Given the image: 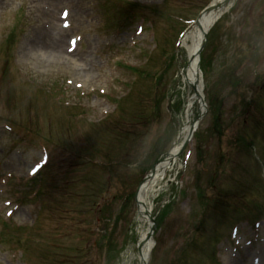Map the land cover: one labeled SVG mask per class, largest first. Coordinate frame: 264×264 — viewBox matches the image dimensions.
Segmentation results:
<instances>
[{
    "label": "rangeland",
    "instance_id": "rangeland-1",
    "mask_svg": "<svg viewBox=\"0 0 264 264\" xmlns=\"http://www.w3.org/2000/svg\"><path fill=\"white\" fill-rule=\"evenodd\" d=\"M140 2H151L152 0H137ZM205 0H201V2H204ZM250 1H252L257 7H259L258 1L259 0H240L239 7L250 9L252 5H250ZM64 3H70L73 6V12L76 10V13H72L71 21H72V29L70 32L66 34L67 40L69 35L73 34H81L83 36V42L80 45V48L78 50V53L76 54L78 56L77 62L80 63L82 66V72L84 74H87L90 77V82L88 84V87H101L105 88L108 92L112 93H119L121 91V94L124 95L127 92V87L120 86V81H125L126 76L132 75L131 73H128L120 68L113 67L110 64L111 57L115 55L120 54H126V59L132 61V59L137 60V56L132 54H127V51L118 50L123 47L118 48L117 50H114L112 53H106L105 48V42L107 40H112L108 36L109 29L106 25H104L102 22L107 18V13L103 8H100L97 6L96 3L102 4L100 0H59V5H64ZM33 0H0V41L5 39V37L10 33L15 31L20 33V46L21 48L25 46L27 40L32 35L33 32L40 30L41 31V18L37 19V14L34 12L33 9ZM238 7V8H239ZM241 9V10H242ZM246 10H244V14L246 16ZM33 11V12H32ZM236 18L233 20V25L230 28V33L234 32L236 33V27L239 25V22L235 21ZM99 21V22H98ZM23 23V25H21ZM86 32V34H85ZM215 32L217 35H220L222 33V29L220 27H217L215 29ZM84 33V34H83ZM261 38H264L261 37ZM126 42V35L122 37L121 39L117 40V43L124 44ZM64 48L66 45V40L64 39ZM151 41L147 40L145 43V49L148 50L150 47ZM188 44H190V41H188ZM214 44V37H211L209 45ZM63 48V50H64ZM257 48V46H256ZM257 51H264V46L262 50L257 48ZM178 56L181 59V63H184L187 58V51L185 48H181L178 50ZM27 55H17L16 62L19 66L25 69H29L27 72L32 73L33 75L39 76V74H44L47 76L54 75L58 76L59 78H62V75L66 73L68 68L66 66H63L61 61L55 62L51 56L50 53L48 55H45L41 57L38 54H30L29 57H26ZM264 58V53L262 55ZM138 61V60H137ZM60 63V64H59ZM264 67V60L263 63H260V68ZM98 78V80L95 82L94 80ZM70 79H75L73 76H70ZM93 79V80H92ZM75 81H81L82 79L77 78ZM75 83V82H74ZM208 90L210 91L211 97L207 94V101L209 105V117H214L219 112V96L216 94V86L215 82L212 79L208 80L207 83ZM254 93L256 91L254 90ZM94 105H97L98 111L101 108H108V105L103 100H97L92 101ZM92 111V109H91ZM92 112L94 115H98L99 113ZM217 118V117H216ZM215 118V119H216ZM166 116L163 114L160 121L158 122V125L156 127H152L153 133L155 132L158 134L164 127L166 123ZM175 120L177 121V124L179 127L183 124L184 119L180 117V114H177L175 116ZM207 127L203 124L202 129L205 133ZM236 135V129L235 127L230 128V125L228 128H224L223 130V136H222V156L225 157L223 160L226 161V155L228 153L233 152L232 150V142ZM175 137L169 138V147L168 150L172 146V142L174 141ZM41 139H45L49 143H56L52 134L48 133L46 136H41ZM241 144L245 145H252V148L256 152V157L260 160L259 164L261 166V172L262 176L264 178V146L262 143H260V140L256 138L254 135H252V139L246 136H242V139L240 141ZM3 144H7L5 141ZM71 145H75L73 142L70 143ZM209 152H202L203 162L201 167H197L199 161L198 157L195 156V152L193 153L192 159L189 163V170L187 173V177L184 183V186H182L184 190V195L180 196L177 200V206L175 210L169 214L166 218L162 220V230L158 236V239L160 237L162 238L160 244H159V250H158V257L157 262L155 264H175L176 258L178 254L188 245V242L190 241V238L194 234V227L199 224V221L202 219V225L209 226L212 225L214 230L218 232L219 235H222L221 240L224 238L226 241H228V236L230 234V228L231 226L236 223V221H232L236 218H239L237 222H243L245 220L254 221L250 216H248L247 212L245 211L241 216L236 214L235 212L229 211L226 217H217V211L221 208L227 209L226 206L223 204L220 205L219 202H216L214 199L216 196L220 195V191H229L233 197H229L226 199L224 196H222L223 202L229 201V202H237L238 205L243 206L242 202L239 201V199L242 196H247L249 200V204L258 203L255 202L256 199H258L260 191L256 189L252 184L249 182H240L236 179L235 173L240 172V167H242V162L239 161V155H236V152L234 153V160L237 161V166H233L230 162L229 166L230 168L234 169V174L232 172H229L230 175L226 173L224 169H219L218 174L216 177V185L218 187V191L213 188L212 186H208V183H206L207 175L205 174L210 172L211 169L214 168L215 164L217 163L216 158L211 155V152L213 151L214 147H216V144L209 143ZM0 160L3 162V159L6 158L7 160L12 159V156L16 155V152H21V147H16L11 149L8 145H0ZM27 158L21 159L16 158L14 160V164L21 165L22 163L27 162ZM249 161L252 162L253 160L251 157H249ZM5 162V161H4ZM254 162V161H253ZM255 163V162H254ZM228 164V163H227ZM255 166L257 167L256 163ZM251 165L247 169V175L252 179H257V173H256V167ZM175 169L168 173L166 175V181L170 179L171 182H174V175L177 170H179V164H175ZM12 170L11 167L8 164H5L4 166V172ZM145 171V170H143ZM199 175V181L198 186L202 193L205 196H209L208 199H204L205 204L202 205V208L204 209V216H198L200 209V203H198V199L196 197V177L197 174ZM1 175V174H0ZM139 175L141 173L139 172ZM59 177L58 170H52L48 178H46L44 184L49 185L50 182L56 180ZM135 179V178H134ZM234 182H236L234 184ZM241 184L248 185L250 188L242 190L240 188ZM181 186V185H180ZM169 194L162 193L159 195V197L156 198V201L154 202L153 207H161L169 200ZM77 199L75 198L74 202H71V207L65 208L66 211H69L68 213L61 214L62 219L57 220L53 216H51L48 212L50 208H42L40 213L38 214V217L42 220L44 230L39 231L38 234H34L31 231L29 233H25L23 231H15L11 230L9 231L10 237L12 240H15L17 238H33V239H44V238H50L55 233L64 234L69 233L72 235V239L75 237V233L84 230L87 233L90 234L91 231H93L95 228H98L100 230L101 225L94 226L93 223L90 221V217L86 211L82 208H78L77 205H75ZM130 201V205L132 207V210L130 213L127 214V222L126 223H119L114 230L113 237L114 240L118 239L120 241L123 239L125 235H128L127 237L130 239L129 232L127 231L128 227L127 225L129 222H131L135 216L136 207L134 203V199L132 197ZM1 202V198H0ZM173 201H171L172 203ZM206 202H208L206 204ZM110 204V203H109ZM118 203L112 202L110 205V209L112 212V217L115 215L116 210L118 209ZM221 206V207H220ZM12 208V207H11ZM22 209H19L17 213H15L13 222L18 223L22 222V219L24 218H30L32 217L33 213L28 214L27 207L24 206ZM245 208V207H244ZM243 208V209H244ZM8 209V208H7ZM242 209V210H243ZM6 210V209H4ZM262 213L264 210H260ZM197 214L196 217L189 218L192 214ZM189 218V219H188ZM226 220H230L231 222H228L227 226H223L222 223ZM81 222L83 225L81 227L74 226V223ZM77 225V224H76ZM164 227V228H163ZM56 228V229H53ZM129 230V229H128ZM101 231V230H100ZM140 232V231H139ZM97 233V232H96ZM95 233V234H96ZM95 234L91 235L92 239L96 236ZM162 235V236H161ZM247 238L252 239V235L247 234ZM264 236V234L262 235ZM181 244V246L178 249H174V246L176 244ZM243 243H245V239H243ZM13 247V245H11ZM69 247H74L72 244L69 245ZM220 250H222L221 247H219ZM15 253L16 255H14ZM236 252H233L232 250H225V253L221 254V261L223 264H253V259L260 260L261 264H264V245L261 244V242H258L257 244H253L251 247L245 246L241 252H239L238 256L235 258L234 254ZM13 254V255H12ZM120 258L122 260V255ZM58 255V254H56ZM98 254L93 253L89 264H98ZM181 258V257H180ZM19 259V254L14 252V250L9 249L7 251L3 252V248H0V264H21L20 262H17L16 260ZM128 259H131L129 264H133L132 259L133 257L130 255ZM122 261L120 264H126L129 260ZM71 259H68L64 264H69ZM23 264V263H22ZM180 264V262H179Z\"/></svg>",
    "mask_w": 264,
    "mask_h": 264
},
{
    "label": "bare ground",
    "instance_id": "bare-ground-1",
    "mask_svg": "<svg viewBox=\"0 0 264 264\" xmlns=\"http://www.w3.org/2000/svg\"><path fill=\"white\" fill-rule=\"evenodd\" d=\"M39 1V0H37ZM43 1L45 4H47L50 8H53L56 6L58 2V0H41ZM220 1V3L223 0H218ZM38 12L40 13L41 16L44 15V13L41 10H38ZM215 19V14H210L208 16H203L202 19L199 21V23L197 24V26L195 27V35L194 37H192V46L189 48V55L195 57L196 51L198 49V46L201 42V38H202V34L203 32H205L208 28V25L211 21H213ZM61 36V34H59V37ZM34 47H38L42 50H46V44H45V40L43 37H41L37 42L34 43L33 45ZM45 47V48H44ZM63 49L62 47V39H58L56 41V43L54 42L53 45H51V47L49 48V50L51 51H61ZM30 52H33V47L30 48L29 50ZM74 54V53H73ZM195 64H196V60H192L191 65L189 66L188 69V79L191 80L194 75L193 71L195 68ZM186 114L190 115V106H188L186 108ZM188 128H184L183 131L181 132V134L183 136H185L186 132H187ZM177 152L176 149H174L173 151H171V159L175 158V153ZM170 157H168V160L165 161L164 163H162L160 166L156 167L155 170V174H154V178H152L150 181H148L147 183H145V185L141 188L140 193H139V197L138 200L140 202V208H139V213L141 216H143L145 218V214L148 213V209H147V203H146V199L148 197V195L150 194V192L154 191V187L157 183L161 182L162 178H163V173L168 170L170 167L169 165V159Z\"/></svg>",
    "mask_w": 264,
    "mask_h": 264
},
{
    "label": "snow or ice",
    "instance_id": "snow-or-ice-1",
    "mask_svg": "<svg viewBox=\"0 0 264 264\" xmlns=\"http://www.w3.org/2000/svg\"><path fill=\"white\" fill-rule=\"evenodd\" d=\"M66 15V14H65ZM73 44H75V41H73Z\"/></svg>",
    "mask_w": 264,
    "mask_h": 264
}]
</instances>
